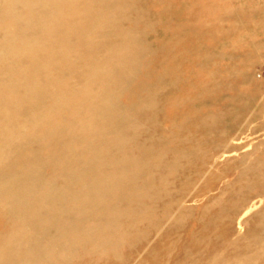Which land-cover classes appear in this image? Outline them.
<instances>
[{"label":"bare ground","instance_id":"obj_1","mask_svg":"<svg viewBox=\"0 0 264 264\" xmlns=\"http://www.w3.org/2000/svg\"><path fill=\"white\" fill-rule=\"evenodd\" d=\"M151 1L160 8L0 0V264H128L120 250L135 244L124 238L171 214L172 203L158 213L139 198L148 183L138 175L158 160L164 187L186 170L178 194L207 177L186 205L173 202V224L136 264H264V140L249 146L264 132V0ZM166 108L176 113L163 126ZM141 126L167 158L127 152L151 144L117 132ZM120 191L137 197L132 207ZM250 193L263 205L232 237ZM72 198L85 207H68Z\"/></svg>","mask_w":264,"mask_h":264},{"label":"rangeland","instance_id":"obj_2","mask_svg":"<svg viewBox=\"0 0 264 264\" xmlns=\"http://www.w3.org/2000/svg\"><path fill=\"white\" fill-rule=\"evenodd\" d=\"M139 1H143V2L145 1L147 4V7L151 11L158 10L160 8L159 3H157V2L151 1L152 4H154L153 6H151V3L148 2V0H139ZM257 1H260V0H254V1L252 0L251 4H254ZM237 2H238V0H232L231 4L233 5V7L240 5ZM249 4H250V2L248 1L247 3H244L243 7L250 9ZM249 25H250V23L248 21H242V26L244 28H247ZM147 38L151 39L152 36L150 35ZM258 69L262 73H264V61L261 64V67ZM261 100L264 101V96ZM256 107H257V105H255L253 107L252 113H250L248 115L245 122H247V120H249L252 117L253 112H254ZM175 113H176V111L174 109H171V108H166L164 110L163 115H161V122H162L163 126H166L171 121H173ZM120 130L121 131L117 132L118 136L122 135V133H123V135H125L127 139L129 137H135L134 140L136 141V143L142 142L144 140H148V143L151 144L150 147H148V148L146 146L145 147L144 146L136 147V144H135L131 149H129L127 151L128 153L136 154V155H140V156L145 154V155H149V156H153V157L154 156L155 157L162 156L164 158L168 157V155H167L168 153L163 152L164 150H163V146L161 144V141H159L157 138L159 136V133L157 131H155L154 129H147L144 126H141L137 129H120ZM144 130L145 131L147 130V132L142 133ZM239 132H240V129L234 130L232 132L233 136L231 139L234 140L235 136ZM117 135L116 134L111 135L107 140L111 141ZM262 140H264V132L263 131L252 134L251 137L249 138V142L251 143V145H249L250 148H252V146L254 144H256L257 142L262 141ZM131 142L132 141H127L125 143V145L127 147H131L132 146ZM117 149H118L117 147H111L108 150L103 149L102 153L106 157L112 156V155L117 154L116 153ZM159 152H161V153L159 154ZM233 155H236V154L234 153ZM220 163H221V158H220V160H218L217 166L214 167V169H216L217 171L221 170ZM45 170L47 172H51L52 169L48 165L45 168ZM185 172H186V170L182 168V169H177L175 171V173H173L172 175H168L167 178H168L170 185L164 187V186H162L161 177L163 175H166V168L163 166L162 161L158 160L152 166L143 167V171L138 175V178H140L139 181H141L139 183H142V182L145 184L148 183V185H147L148 188H147V192L142 193L141 195H143V196L139 197L140 202L152 205L153 208L158 213L162 212V210H163L162 207L164 205V202H166V203L170 202V203H172V205L169 204L170 209H171V212H170L171 214H169L170 217L165 218V220H163V221H158V220L154 219V221H152V223L156 227H154L151 223H149L147 221L140 223L139 226L142 228H146L148 233L145 236H143L142 238H140L139 240H135L136 238H134L133 236H126L124 238V241L125 242L131 241L135 245L131 244L129 246H123V248L120 250L121 254H122V259H119V261H118L119 263H123V262L125 263L127 261V259L130 258L128 264H130V263L136 264V262H138V260L140 258L145 256V254L148 252V249L151 248L152 246H154L158 242L159 237L162 236L165 232H167V229H169L170 226L173 224L175 215H176V213L178 214V212H179L178 207L176 208V206L173 202L176 200H179V201L181 200L183 202V205L184 204L186 205L187 202L190 201L193 198V195L196 193V191H197L196 188L199 187V185L201 186L202 183L204 182L205 178L207 177V175L205 177H201L200 180H198L197 184L193 185L190 192H187L184 195L178 194L175 191L177 188L180 187V185H181L180 183L184 177ZM220 173H222V172H220ZM223 174H225V173H223ZM98 190H100V189H97L96 191H98ZM120 194L122 195L121 196L122 200H121L120 205H122L123 207L130 208L135 204L134 200L137 199V197H135L133 195V193L131 194L128 191H124V192L120 191ZM160 198L162 201H159ZM90 199H92V202L90 203V205L91 206L93 205V206L98 207V208H100V207L103 208L105 206V203H107L105 201H102L103 202L102 203L100 200H98L95 197V195H92ZM258 199L259 198L256 197L254 195V193L247 194V197H246V206L247 207L244 209L242 214L239 215V217L235 221V225H234L235 230H234V233L232 234L233 235L232 237H235L236 234H239L241 232L246 231V229L249 227L250 221L252 220V217H248L249 212L251 210L256 209L257 207L259 208L263 205V202L260 203ZM192 203L196 204V202H192ZM90 205H87L86 207H88ZM68 207H82L83 208L85 206L83 205V203L80 200L72 198V200L68 203ZM196 211H197V209H196ZM58 214H59L58 216H60V217H59V220L56 219V221L60 222L59 225L61 226V229L64 230L67 228L66 226L68 224L63 222L62 216L64 214H60V213H58ZM83 214H86V213H79L78 217L83 218L84 216H86ZM89 217H92V215H87V218H89ZM126 224H127V222H126V220H124V226H126ZM187 226H189V225H187ZM0 229H4V226L2 224H0ZM66 232L67 233H73V231H66ZM124 232H125V230H124ZM73 234H77V233H73ZM127 253H130V254H127ZM108 258L109 257L105 258V261H106V259L109 260ZM93 260L94 259L92 256H87L85 258V260H83L81 262V264H86L87 261L92 262ZM96 264H101V262L98 261Z\"/></svg>","mask_w":264,"mask_h":264}]
</instances>
